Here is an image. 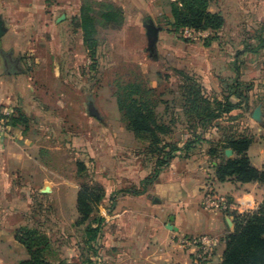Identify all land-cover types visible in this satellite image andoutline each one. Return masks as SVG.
Instances as JSON below:
<instances>
[{"label":"crops","instance_id":"0c3cea01","mask_svg":"<svg viewBox=\"0 0 264 264\" xmlns=\"http://www.w3.org/2000/svg\"><path fill=\"white\" fill-rule=\"evenodd\" d=\"M94 1L122 5V17L138 21L145 38L144 24L152 23L158 29L155 53L163 36L172 42L175 39L176 34L167 24L173 21L169 8L173 0ZM162 1L167 4L161 8ZM83 2L0 0V114L10 109L11 115L20 112L28 122L26 130L9 127L0 132V264H18L28 258L25 248L15 239V230L31 226L33 213L43 209L35 205L33 197L47 200L53 194L52 178L67 182L65 175L57 174L47 165L55 152L63 149L65 155L64 150L70 148L78 156L73 162L75 176L77 161L94 168L100 163L110 172L117 169L118 173L112 188L109 183L101 184L104 189L98 209L104 219L101 249L89 259L97 264H192L196 249L180 246L177 235L205 234L218 239L208 263L219 264L224 238L233 231L234 224L225 212L206 207V191L224 195L234 210L241 213L256 209L264 198V188L254 182H218L213 175L215 162L203 155L176 154L158 174L153 190L115 197L112 189L140 185L152 163L136 151L143 141L125 128L116 106L113 83L107 86L108 101L104 102L107 106L103 102L94 103L96 115L90 111L88 100L100 97L101 83L97 79H83L81 75L89 70L88 65L93 69L98 64L97 59L93 61L88 56L78 27ZM213 2L214 6L209 2V11L219 12L224 20L216 35L235 39L225 38L223 42L210 39L200 47L209 59L220 50L225 53L235 50L238 56L245 51L243 38L264 22V0ZM162 15L166 25L155 22ZM208 34L202 32L204 37ZM161 48L167 55L179 57L178 53H172V45L163 43ZM157 59L156 53L153 60ZM250 134L253 142L247 155L252 166L261 169L264 131L250 130ZM182 142L177 145L180 147ZM116 151L124 155L122 165L117 168ZM101 156L107 157L105 165ZM224 156L231 158L233 152L225 149ZM79 187L80 184L71 183L69 192V209L74 218Z\"/></svg>","mask_w":264,"mask_h":264},{"label":"trees","instance_id":"16d2710c","mask_svg":"<svg viewBox=\"0 0 264 264\" xmlns=\"http://www.w3.org/2000/svg\"><path fill=\"white\" fill-rule=\"evenodd\" d=\"M208 7L209 0L171 1L169 8L173 21L167 22L169 30L173 33H178L182 29L198 33L209 32L210 36L204 41L207 45L210 39L215 38L214 33L224 23L222 15L219 12L209 11ZM93 13L95 11L90 6L82 5L78 16V27L82 30L83 44L92 59L97 49L96 22ZM96 14L107 25L120 23L118 18L120 11L112 4H106ZM169 65L181 78L177 86L178 107L175 105V99L171 102L163 99V92H159L157 87L150 86L139 67L133 77L113 81L114 97L122 122L137 139L145 142L141 153L151 161L153 169L152 177L142 180L139 187L135 186L124 192L135 195L146 192V185L170 163L176 154L188 157L190 151L200 143L208 145L205 154L208 160L215 162L213 175L216 181L254 182L264 188V165L261 169L255 168L247 155L248 147L253 142L250 133L222 127L218 139L206 137L207 130L223 116H229L234 110L245 112L249 109L248 88H243L237 79H233L229 92H223L220 96L207 95L194 74L186 72L184 68L179 69L171 63ZM157 76L161 77L159 73ZM164 78L167 79L168 75ZM231 97H235V101ZM176 123L185 124L186 135L180 147L167 139ZM6 126L23 127L26 130L27 117L20 112L13 114L7 118ZM225 149H230L233 157L226 158ZM75 166L78 177L88 173V167L83 161H77ZM103 197V187L91 182L81 183L76 197L77 218L74 226L81 227L84 248L93 256L97 255L93 243L100 236L103 221V217L96 214ZM225 213L231 216L234 228L224 238V250L219 264H264V198L254 210L241 213L230 210ZM15 239L28 254V258L18 264H67L63 260L53 262L51 241L48 235L38 228L18 227L15 230ZM208 262L192 257V264H209ZM81 264H97V262L88 258Z\"/></svg>","mask_w":264,"mask_h":264},{"label":"rangeland","instance_id":"374dc122","mask_svg":"<svg viewBox=\"0 0 264 264\" xmlns=\"http://www.w3.org/2000/svg\"><path fill=\"white\" fill-rule=\"evenodd\" d=\"M213 1L209 0L212 6H214ZM162 4L166 6L167 3L166 1H162L161 8ZM83 5H88L95 11L92 15L96 22L95 39L97 49L93 59H91L93 61L97 59L98 64L93 69L90 68L91 64H87L89 70L83 71L81 75L83 79H97L101 83L99 85L100 97L97 98L95 96L93 99L88 100V102H91V106L94 107V103L100 105V102H107V86H110L115 79L133 77L137 73V67H139L148 79L150 86L153 85V87H157L159 92H163V99H167L169 102L175 99V105L178 107L177 86L181 78L173 71L172 66L169 65L171 63L179 69L184 68L186 72L194 74L201 82L207 95L220 96L223 92H229V86L232 85L233 79H237L243 88H248L249 109L245 112L234 110L229 116H223L217 120L216 124L207 130V138L218 139L222 133V127L231 128L233 131L249 133L250 130L255 131L256 129L264 131V22L257 25L243 40L241 39L245 51L238 54V56L235 50L226 53L220 50L215 53L211 51L214 54L210 59L206 58V53L203 52L200 45L207 39L209 34L204 37L202 33H194L188 37L187 34L190 31L182 29L178 33H174L176 34L175 39H173L174 44L163 36L162 43L158 44V52H156L158 59L153 60L147 51V40L144 36L143 28H141L138 21L132 18L125 20L124 16L122 17L124 12L122 11V5H113L120 11V16H118L120 23L119 25L113 24V26L105 24L96 14L106 3L84 0ZM155 22L159 25H166V19H164L163 15L158 17ZM225 38L228 41L231 38L235 39L234 36L228 38L218 34L213 39L223 42ZM163 43L169 46L172 45L174 49L172 53H178L177 56L179 57L167 55L166 50L161 48ZM93 65L95 64L92 63ZM158 73L161 77L157 76ZM165 75H168L167 79L164 78ZM231 99L235 101V97H231ZM105 105L107 106L106 103H104ZM255 109L259 112L257 117L252 115ZM184 128V123H176L172 133L167 137L168 141L181 144L186 135ZM207 147V143H200L199 146L194 147L190 151V155L206 156L205 151ZM143 148L144 144L142 142L141 147L136 149V151L141 152ZM72 149L64 150L65 152L67 151L65 155H63L62 149L51 156V163L47 166L53 168L57 174L65 175L67 182H64L62 179L52 178L51 186L53 194L45 201L38 196L33 197L35 205L42 206L43 209L33 213L30 227L38 228L48 235L52 244L51 258L53 262L63 260L67 264H81L93 254L84 248L81 227L74 226L77 217L74 218L69 209L71 183L81 184L91 182L98 185H107L109 183L112 188L114 186L113 179H117L118 173L117 169L112 173L109 169L98 163V167L95 166V168L92 164H89L87 166L88 173L85 176L78 177L77 174L75 176L73 162L78 159V156L76 150L73 151ZM115 153V168H117L119 165H122L121 161L124 159V155L119 154L117 151ZM100 158L105 165L107 157L101 156ZM152 171L153 169L150 170L146 178L152 177ZM157 178L158 175L153 177L150 183L146 185L148 190L154 189ZM135 186L139 187L140 185L121 186L119 190L112 189V192L115 191L114 195L117 198L120 195H124L126 193L124 191L133 189L132 187ZM96 216H100L99 211ZM103 224L104 219L101 223L100 236L93 243V246L97 249V253L101 249L100 239Z\"/></svg>","mask_w":264,"mask_h":264},{"label":"built area","instance_id":"2783aa9c","mask_svg":"<svg viewBox=\"0 0 264 264\" xmlns=\"http://www.w3.org/2000/svg\"><path fill=\"white\" fill-rule=\"evenodd\" d=\"M188 30V29H187ZM189 34H187L188 37H190V34H200L198 32H194L192 30ZM12 114V110L6 109L1 112L0 114V132L5 131L9 127L6 126L7 118L10 117ZM204 204L206 207L211 208L213 210L219 211V212H226L230 210H234L232 204L227 200V198L224 195L213 193L212 191H207V194L204 198ZM177 240L180 244V246L184 248H191L194 247L196 249V257L209 261L210 258L214 254L215 247L218 243V239L209 237L207 235H177Z\"/></svg>","mask_w":264,"mask_h":264},{"label":"water","instance_id":"95a60500","mask_svg":"<svg viewBox=\"0 0 264 264\" xmlns=\"http://www.w3.org/2000/svg\"><path fill=\"white\" fill-rule=\"evenodd\" d=\"M145 28V34L147 38V51L149 52L150 56H152L153 59L156 58V53H155V44L157 41V34H158V29L152 24V23H145L144 24ZM2 30L0 27V34ZM90 111L93 115H96L92 106L90 105ZM254 117H257L259 115V112L257 109H255L252 113Z\"/></svg>","mask_w":264,"mask_h":264}]
</instances>
